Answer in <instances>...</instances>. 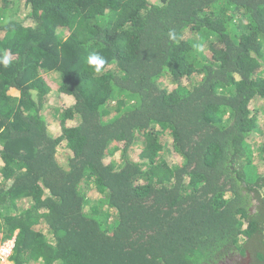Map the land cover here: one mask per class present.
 I'll return each instance as SVG.
<instances>
[{
  "label": "trees",
  "instance_id": "trees-1",
  "mask_svg": "<svg viewBox=\"0 0 264 264\" xmlns=\"http://www.w3.org/2000/svg\"><path fill=\"white\" fill-rule=\"evenodd\" d=\"M3 54L11 264H264V0H0Z\"/></svg>",
  "mask_w": 264,
  "mask_h": 264
},
{
  "label": "rangeland",
  "instance_id": "rangeland-1",
  "mask_svg": "<svg viewBox=\"0 0 264 264\" xmlns=\"http://www.w3.org/2000/svg\"><path fill=\"white\" fill-rule=\"evenodd\" d=\"M169 85V84H167ZM168 89H170V86L167 87ZM67 99H63V101L60 100V97L57 96L54 92L51 93L50 98H49V111L46 114V118L51 119V110L55 109V107H60L61 103L66 102ZM67 103V102H66ZM259 104H261V107L264 108V99L261 100L259 102ZM257 124H258V131L256 134H254V138H253V142H252V147H258L260 145V143H264V116L260 115L257 118ZM255 149V148H254ZM168 157H170V154L168 155ZM119 159V155L115 154L111 157H108V160H112L117 162V160ZM254 163L257 164L258 160L256 159V161L254 160ZM260 169H262V167H260ZM5 264H11L9 261Z\"/></svg>",
  "mask_w": 264,
  "mask_h": 264
},
{
  "label": "clouds",
  "instance_id": "clouds-1",
  "mask_svg": "<svg viewBox=\"0 0 264 264\" xmlns=\"http://www.w3.org/2000/svg\"><path fill=\"white\" fill-rule=\"evenodd\" d=\"M168 36L170 39H175L174 32H169ZM86 63L90 68L93 69L95 73L99 74L101 73L102 69L106 64V59L102 54L94 51L88 55ZM9 64H10V60L7 54H3L2 56H0V66L6 68L9 66Z\"/></svg>",
  "mask_w": 264,
  "mask_h": 264
},
{
  "label": "built area",
  "instance_id": "built-area-1",
  "mask_svg": "<svg viewBox=\"0 0 264 264\" xmlns=\"http://www.w3.org/2000/svg\"><path fill=\"white\" fill-rule=\"evenodd\" d=\"M14 247V239L6 240L0 244V264H5L9 261Z\"/></svg>",
  "mask_w": 264,
  "mask_h": 264
},
{
  "label": "flooded vegetation",
  "instance_id": "flooded-vegetation-1",
  "mask_svg": "<svg viewBox=\"0 0 264 264\" xmlns=\"http://www.w3.org/2000/svg\"><path fill=\"white\" fill-rule=\"evenodd\" d=\"M223 264H249V258L247 256L241 257L237 255L235 258H232Z\"/></svg>",
  "mask_w": 264,
  "mask_h": 264
}]
</instances>
